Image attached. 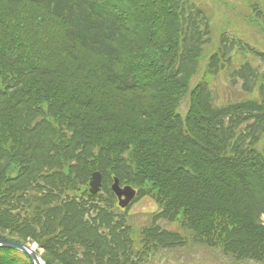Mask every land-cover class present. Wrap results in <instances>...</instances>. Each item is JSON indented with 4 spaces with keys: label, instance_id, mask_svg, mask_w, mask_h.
I'll return each instance as SVG.
<instances>
[{
    "label": "trees",
    "instance_id": "1",
    "mask_svg": "<svg viewBox=\"0 0 264 264\" xmlns=\"http://www.w3.org/2000/svg\"><path fill=\"white\" fill-rule=\"evenodd\" d=\"M210 41L191 0H0V239L45 264H149L189 240L264 264V71L232 67L264 53L222 35L190 89ZM224 69L250 98L213 103ZM113 177L159 208L136 240ZM0 264L32 262L0 248Z\"/></svg>",
    "mask_w": 264,
    "mask_h": 264
},
{
    "label": "rangeland",
    "instance_id": "2",
    "mask_svg": "<svg viewBox=\"0 0 264 264\" xmlns=\"http://www.w3.org/2000/svg\"><path fill=\"white\" fill-rule=\"evenodd\" d=\"M201 8L209 18L211 27V41L206 45L204 58L201 56L200 69L192 77L189 88L191 89L203 78L205 58L216 46L222 35L241 39L256 50L264 53V27L260 20L255 17L253 5L264 10V0H191ZM249 61L251 65L257 66L264 71V61L260 58L247 55L246 57L236 54L232 58V67L238 66L243 61ZM229 70L224 69L209 80V87L212 93L213 103L223 105L229 102L250 98V95L242 92L240 83H232L228 74ZM256 96V93L253 94ZM189 105L188 93L180 100L177 112L182 116ZM129 185V184H124ZM121 184V186H124ZM133 188V187H132ZM116 199V198H115ZM118 210L121 209L117 205ZM157 204L148 197L139 198L127 208V222L130 224L134 238L138 237L140 229L149 224L152 215L158 211ZM159 224L174 231L185 232L177 223L159 221ZM188 235V233L186 234ZM36 251H41L36 244H33ZM149 264H243L232 260L218 248H210L189 240L185 246L160 249L149 259Z\"/></svg>",
    "mask_w": 264,
    "mask_h": 264
},
{
    "label": "water",
    "instance_id": "3",
    "mask_svg": "<svg viewBox=\"0 0 264 264\" xmlns=\"http://www.w3.org/2000/svg\"><path fill=\"white\" fill-rule=\"evenodd\" d=\"M100 186L101 174L96 171L92 173L90 178L89 192L92 194L97 193L100 189ZM111 190L116 195L118 199V205L121 208H125L135 196V190L129 185H124L121 187L117 178L113 179ZM0 248H9L20 251L30 258L32 264H41V262L42 264H45L33 244L20 243L10 239H0Z\"/></svg>",
    "mask_w": 264,
    "mask_h": 264
},
{
    "label": "bare ground",
    "instance_id": "4",
    "mask_svg": "<svg viewBox=\"0 0 264 264\" xmlns=\"http://www.w3.org/2000/svg\"><path fill=\"white\" fill-rule=\"evenodd\" d=\"M41 264H42V262H41Z\"/></svg>",
    "mask_w": 264,
    "mask_h": 264
}]
</instances>
